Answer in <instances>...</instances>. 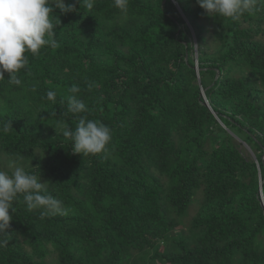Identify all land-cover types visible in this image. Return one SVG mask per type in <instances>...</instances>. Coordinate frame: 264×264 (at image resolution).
Instances as JSON below:
<instances>
[{
  "label": "trees",
  "instance_id": "1",
  "mask_svg": "<svg viewBox=\"0 0 264 264\" xmlns=\"http://www.w3.org/2000/svg\"><path fill=\"white\" fill-rule=\"evenodd\" d=\"M65 3L57 46L0 80V166L30 163L67 215L19 196L0 264H264V0L235 21L196 0ZM72 85L89 111L64 116ZM81 115L112 130L106 153L72 152L59 124Z\"/></svg>",
  "mask_w": 264,
  "mask_h": 264
},
{
  "label": "clouds",
  "instance_id": "2",
  "mask_svg": "<svg viewBox=\"0 0 264 264\" xmlns=\"http://www.w3.org/2000/svg\"><path fill=\"white\" fill-rule=\"evenodd\" d=\"M90 11L94 8V0H76ZM114 6L123 16L127 15L129 0H113ZM197 4L209 16H221L238 20L246 11L253 12L257 0H196ZM54 8L61 13L76 11L74 3L65 0H0V80L9 74L8 81L13 85H21L18 73L28 65L26 53L38 56L45 46L56 47L53 23ZM94 84L89 83L91 90ZM67 97V110L63 114L78 115L88 112V108L78 98L80 89L72 85ZM47 100L55 103L56 93L47 92ZM62 135L70 140L74 154L97 155L106 153L112 139V130L103 122L88 119L81 115L74 130L68 124L60 121ZM12 129L11 121L0 122V134H7ZM7 169L0 166V248L9 244L10 221L13 219L9 210L15 211L13 202L23 196L29 211L44 209L41 215H67V209L60 200L47 193L44 183L39 177L30 174L24 168L17 166L14 159H10Z\"/></svg>",
  "mask_w": 264,
  "mask_h": 264
},
{
  "label": "rangeland",
  "instance_id": "3",
  "mask_svg": "<svg viewBox=\"0 0 264 264\" xmlns=\"http://www.w3.org/2000/svg\"><path fill=\"white\" fill-rule=\"evenodd\" d=\"M248 151H249V150H248ZM1 159H2V163H1V165H2L6 170H8V171L10 172L11 169H7V164H8V162H9L10 158H8L6 155H2V158H1ZM14 160H15V159H14ZM16 162H17V166L22 167V168H26V167L28 168V167H29L28 165L30 164V163H28V162H27V164H25V163H23V162L20 161V160H16ZM197 196H198V195H197ZM197 207H198L197 202H194V203L191 205L188 214H187L186 216H184V218H183V221H184V227L187 226L189 219L192 217V215H193L194 212L196 211Z\"/></svg>",
  "mask_w": 264,
  "mask_h": 264
},
{
  "label": "water",
  "instance_id": "4",
  "mask_svg": "<svg viewBox=\"0 0 264 264\" xmlns=\"http://www.w3.org/2000/svg\"><path fill=\"white\" fill-rule=\"evenodd\" d=\"M174 4L176 5V6H178L177 5V3L174 1ZM195 68H196V70L198 71V66H197V60H195V66H194ZM199 77V76H198ZM201 95H202V97H203V103L209 108V110L213 113V115L216 117V119H217V121H218V123L220 124V126H222L223 128H225L226 129V126L223 124V122L220 120V118L216 115V112L211 108V106H210V104H209V102H208V100H207V98H206V96H205V93H204V90H202L201 91ZM237 138V137H236ZM243 144H244V146L252 153V151H251V149L249 148V146L245 143V142H243ZM252 155H253V157L255 158V155L252 153ZM261 183H262V181H260V191H261ZM260 198H261V201H262V204L264 205V199H263V195H262V193L260 194Z\"/></svg>",
  "mask_w": 264,
  "mask_h": 264
}]
</instances>
